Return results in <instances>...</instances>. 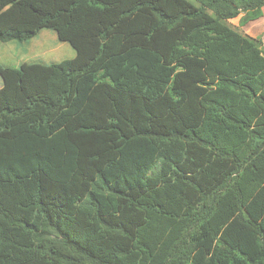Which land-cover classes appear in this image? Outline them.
<instances>
[{"label":"trees","instance_id":"trees-1","mask_svg":"<svg viewBox=\"0 0 264 264\" xmlns=\"http://www.w3.org/2000/svg\"><path fill=\"white\" fill-rule=\"evenodd\" d=\"M264 0H0V264H264Z\"/></svg>","mask_w":264,"mask_h":264},{"label":"rangeland","instance_id":"rangeland-1","mask_svg":"<svg viewBox=\"0 0 264 264\" xmlns=\"http://www.w3.org/2000/svg\"><path fill=\"white\" fill-rule=\"evenodd\" d=\"M241 16L242 14L230 19V24L240 32L264 41V15L247 24L240 22ZM75 55V48L68 41L60 40L50 28H43L35 37L26 41L0 40V64L5 66H19L23 62L49 64L73 58ZM2 85L0 76V87Z\"/></svg>","mask_w":264,"mask_h":264},{"label":"crops","instance_id":"crops-1","mask_svg":"<svg viewBox=\"0 0 264 264\" xmlns=\"http://www.w3.org/2000/svg\"><path fill=\"white\" fill-rule=\"evenodd\" d=\"M264 8V7H263Z\"/></svg>","mask_w":264,"mask_h":264}]
</instances>
